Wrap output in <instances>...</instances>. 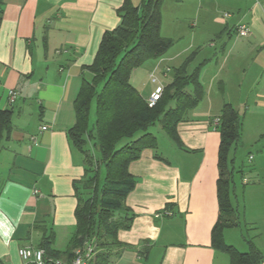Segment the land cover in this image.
Wrapping results in <instances>:
<instances>
[{"label":"crops","instance_id":"crops-1","mask_svg":"<svg viewBox=\"0 0 264 264\" xmlns=\"http://www.w3.org/2000/svg\"><path fill=\"white\" fill-rule=\"evenodd\" d=\"M123 2L4 0L0 109L13 110V127L0 148V264H28L19 249L38 247L51 231L52 248L63 254L76 229V183L85 162L69 135L76 123L75 99L105 31L121 21ZM186 6L190 30L166 33V11L176 10L179 20ZM242 24L250 29L247 36L237 34ZM161 34L176 41L175 51L162 55L155 69L165 64L170 72L169 62L181 64L196 51L193 64L201 63L204 96L178 124L181 146L172 141L160 150L158 142L157 149L145 148L130 162L135 186L126 206L133 219L118 232L128 246L111 264H230L227 253L212 245L221 142L213 121L225 103L243 116L236 160L248 152L240 168L242 205L235 183L234 206L238 213L243 207L240 223L253 231L250 238L264 254V0H164ZM185 35L189 40L177 45ZM138 73L137 67L130 81L148 99L155 90L147 92ZM11 89L17 91L14 102ZM242 240L246 251L244 235Z\"/></svg>","mask_w":264,"mask_h":264},{"label":"trees","instance_id":"trees-1","mask_svg":"<svg viewBox=\"0 0 264 264\" xmlns=\"http://www.w3.org/2000/svg\"><path fill=\"white\" fill-rule=\"evenodd\" d=\"M163 1L141 0L135 5L124 0L119 25L105 31L95 59L87 67L90 76L82 79L75 99L76 123L69 130L72 144L83 153L85 162L84 175L76 183V229L63 254L52 248L53 231L45 235L38 247L45 249L47 257L72 261L78 249L86 251L89 247L86 264H111L121 255L128 245L119 241L118 232L129 228L133 219L126 206V197L135 186L128 169L130 162L145 148L157 149L158 137L150 131L156 124L181 146L178 124L204 96L199 80L201 63L193 64L196 51L172 69L154 106L130 81L135 68L149 58L161 57L176 42L161 34ZM3 5L4 0H0V25ZM12 117V109H0V148L12 131ZM218 117L219 216L212 230V245L228 254L230 264H261L264 254L249 236H244L246 251L225 241L224 231L240 223L233 198L243 116L225 103ZM90 140L95 153L87 148Z\"/></svg>","mask_w":264,"mask_h":264},{"label":"rangeland","instance_id":"rangeland-1","mask_svg":"<svg viewBox=\"0 0 264 264\" xmlns=\"http://www.w3.org/2000/svg\"><path fill=\"white\" fill-rule=\"evenodd\" d=\"M190 6H186V9L185 11H181V13L179 12L178 14H181L180 17H179V20H176V10H167L166 11V22H165V29L164 31L167 33H170V34H174L178 32V28H179V33H182L184 34L186 31L190 30V22L191 19H187V16L190 15ZM183 16H186V18H183ZM188 37L187 35H185L184 38H181V42L179 44H181L182 42H186L188 41ZM176 45V47H178ZM175 46V44H174ZM173 46V47H174ZM170 48V52H169V55L170 54H173V52L175 51L174 49ZM173 49V50H172ZM178 48H176L177 50ZM166 55V54H165ZM159 60H160V57L159 58H149L148 60H146L141 66L138 67L139 69V73H138V80L139 82L141 83L142 86L145 87V90L147 92H152L153 89L155 90V88L158 86V85H161V86H164L167 82H169L170 80V76L168 78L164 77V74L163 72L166 71V72H169L166 70L167 67H164L165 64H159V67L158 69H155V66L159 63ZM180 59H178L177 61L175 62H169L168 64H170V66H172V68H174L175 66H178L180 64ZM172 71V70H171ZM171 71L169 72L170 75H171ZM157 77V83H154L152 81L153 77ZM150 131L154 132L157 137H158V142H159V149L162 150V147H167V146H171L172 145V141L167 137V135L165 134V132L161 129V126L159 124H156L154 126H152L150 128ZM93 144V141L90 140L88 142V149L92 150L93 152L95 151V147L92 145ZM95 153V152H94ZM244 153V152H243ZM242 153V155L238 156L236 162H240V164L237 165L236 167V172L234 174V179H235V182H236V187H237V194H238V204L242 205L240 201H242V198H241V193H240V189H241V186H242V173L241 172H238L240 170V168L242 167L241 165H243V161L244 159L246 160L245 157L248 156V152L245 153V155ZM235 201V200H234ZM241 214V217H240V220L243 219V207L239 206V215ZM229 234H228V238L227 240H225L227 243L231 244V243H234L236 248H238L239 250L243 251V248L240 244L243 243V235L244 236H249L251 237L252 234H253V231L249 228L248 225H246L244 222H241L240 225L236 228H231L229 230ZM247 244V243H246ZM237 246H240V247H237ZM248 247V245H246L244 248L246 249ZM228 255V254H227ZM229 257V256H228Z\"/></svg>","mask_w":264,"mask_h":264},{"label":"built area","instance_id":"built-area-1","mask_svg":"<svg viewBox=\"0 0 264 264\" xmlns=\"http://www.w3.org/2000/svg\"><path fill=\"white\" fill-rule=\"evenodd\" d=\"M229 13H225V16H229ZM250 33V29L247 25L242 24L237 28V34L240 36H247ZM157 77H153L152 81L157 83ZM163 91V86L158 85L155 88V91L147 99L150 106H154L155 103L161 98ZM10 102H14L17 96V91L11 89L9 92ZM220 123L219 117H216L213 121L214 127L217 128ZM47 125H42V130L47 129ZM35 193H38V190H35ZM165 214L171 215V211H165ZM19 255L25 263L28 264H86V259L90 257L91 249L90 247L84 251L78 249L76 251V257L72 261H65L60 258L47 257L45 249L39 247L25 246L19 249Z\"/></svg>","mask_w":264,"mask_h":264}]
</instances>
